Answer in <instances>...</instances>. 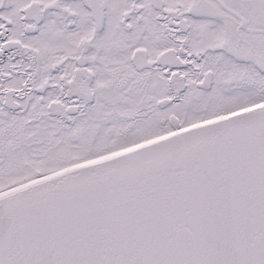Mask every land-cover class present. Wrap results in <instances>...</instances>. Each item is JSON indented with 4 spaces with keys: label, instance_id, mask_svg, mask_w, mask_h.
Returning a JSON list of instances; mask_svg holds the SVG:
<instances>
[{
    "label": "snow or ice",
    "instance_id": "obj_1",
    "mask_svg": "<svg viewBox=\"0 0 264 264\" xmlns=\"http://www.w3.org/2000/svg\"><path fill=\"white\" fill-rule=\"evenodd\" d=\"M0 264H264V0H0Z\"/></svg>",
    "mask_w": 264,
    "mask_h": 264
}]
</instances>
